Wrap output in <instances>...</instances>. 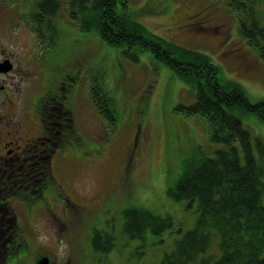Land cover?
I'll use <instances>...</instances> for the list:
<instances>
[{"label":"rangeland","instance_id":"374dc122","mask_svg":"<svg viewBox=\"0 0 264 264\" xmlns=\"http://www.w3.org/2000/svg\"><path fill=\"white\" fill-rule=\"evenodd\" d=\"M229 1L127 0V4L152 32L209 56L220 77L239 83L255 103L264 100V61L242 39L238 10ZM57 9L60 19L55 23L64 34L53 64L59 61L62 72L78 75L69 108L84 141L54 154V195L48 197L55 203L52 207L28 212L24 203L15 200L5 209L8 218L1 226L12 230L11 239L14 232L21 233L24 255L20 260L7 258L9 246L1 239L0 264H34L37 253L48 255L49 264H158L175 240L194 227L198 215L196 203L188 206L186 200H173L167 185L180 171L183 158L196 150L212 155L223 144L210 140L207 118L178 109L179 104L194 101V88L169 67L153 61L148 51L140 53L136 62L125 59L118 47L94 32L81 31L69 17L64 21V6ZM259 14L264 17V5ZM67 58L81 66H69ZM84 58L88 60L83 64ZM93 78L111 98L116 113L112 129L89 101L87 80ZM235 113L250 134L264 142V120L252 112ZM255 155L260 157L257 150ZM261 163L264 204V155ZM64 196L75 205L64 201ZM132 204L169 215L171 226L161 233L147 229L143 238L128 237L123 210ZM95 230L105 253L93 251L90 245ZM106 238L114 239L109 248ZM217 241L215 237L210 247L215 254Z\"/></svg>","mask_w":264,"mask_h":264},{"label":"trees","instance_id":"16d2710c","mask_svg":"<svg viewBox=\"0 0 264 264\" xmlns=\"http://www.w3.org/2000/svg\"><path fill=\"white\" fill-rule=\"evenodd\" d=\"M49 2L54 5L49 10L43 11L41 7L40 12L36 11V17L42 25L51 19L54 23L56 18L60 19L57 7L61 4L64 6V21L69 17L81 31L94 32L107 44L118 47L125 59L136 62L140 53L148 51L153 61L169 67L173 75L194 88V101L189 105L179 104L178 109L186 114H198L207 118L210 123V140L223 144L212 155L200 154L196 150L183 158L180 171L167 185L166 192L169 197L176 201L186 200L188 206L196 203L198 215L194 227L175 240L174 248L158 264H264V204L261 200L264 142L260 137H253L243 126L240 115L235 113L237 110L241 113L252 112L264 120V100L253 103L239 83L223 80L217 64L206 54L149 30L137 20V12L128 7L127 0ZM229 4L234 10H238V31L242 39L264 61V17L259 14L264 0H230ZM56 25L52 30L59 27V36V33H63V27ZM87 60L88 58H84L82 63ZM66 61L71 67L81 66L76 60L75 63H69L68 58ZM57 63L60 64L59 61ZM77 77L75 71L72 74L64 72L62 95L58 90L62 96L58 104V114H61L58 127L53 125L56 119L50 117L51 132L59 130L58 146L61 150L72 148L84 141L70 118V97ZM87 83L89 101L98 114L107 120L111 129L114 128L116 113L110 96L95 78L92 81L87 80ZM254 146L259 158L255 155ZM41 168L47 172L44 176H35L34 183H30L31 180L26 176L19 178L20 181L25 180L23 185L30 189H17L8 181L2 183L0 201L4 202L14 196L25 202L28 212L37 207H52L55 203L48 197L54 195L55 176L47 161ZM62 206L66 207L65 204ZM7 207L4 205L1 210L0 227L3 229L0 235L4 232L5 237L0 236V242L1 239L2 242L5 240L4 245L9 246L7 258L11 255L14 260H20L24 255L22 245L25 239L19 232H14L11 239L12 230L8 226H1L3 218H8H5ZM123 217L124 232L130 238H143L147 229L153 233H161L172 224L169 215L160 216L135 204L125 207ZM215 237L218 238V254L210 252ZM98 238L99 234L95 230L89 238L90 245L93 251L101 250L105 253L106 249L102 244L99 245ZM7 239L9 245H6ZM106 239L109 248L114 244V239ZM15 247L19 249L16 251ZM42 255L46 254L37 253L35 262Z\"/></svg>","mask_w":264,"mask_h":264},{"label":"flooded vegetation","instance_id":"af4514ba","mask_svg":"<svg viewBox=\"0 0 264 264\" xmlns=\"http://www.w3.org/2000/svg\"><path fill=\"white\" fill-rule=\"evenodd\" d=\"M51 6L49 0H0V188L6 181L28 188L19 178L32 183L35 176H44L41 167L47 161L52 169L54 154L61 150L50 117L58 127L65 79L53 61L63 46L62 33L57 40L52 19L42 25L36 17L41 7L46 11ZM11 197L0 201V217L2 207L17 200ZM64 201L69 203L68 197Z\"/></svg>","mask_w":264,"mask_h":264},{"label":"water","instance_id":"95a60500","mask_svg":"<svg viewBox=\"0 0 264 264\" xmlns=\"http://www.w3.org/2000/svg\"><path fill=\"white\" fill-rule=\"evenodd\" d=\"M35 264H49V258L47 256H41Z\"/></svg>","mask_w":264,"mask_h":264}]
</instances>
